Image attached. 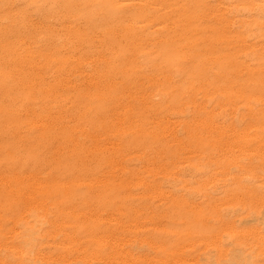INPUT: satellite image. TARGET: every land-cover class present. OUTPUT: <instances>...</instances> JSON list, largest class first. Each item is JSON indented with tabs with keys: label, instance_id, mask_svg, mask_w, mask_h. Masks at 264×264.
<instances>
[{
	"label": "bare ground",
	"instance_id": "bare-ground-1",
	"mask_svg": "<svg viewBox=\"0 0 264 264\" xmlns=\"http://www.w3.org/2000/svg\"><path fill=\"white\" fill-rule=\"evenodd\" d=\"M262 191L264 0H0V264H264Z\"/></svg>",
	"mask_w": 264,
	"mask_h": 264
},
{
	"label": "rangeland",
	"instance_id": "rangeland-1",
	"mask_svg": "<svg viewBox=\"0 0 264 264\" xmlns=\"http://www.w3.org/2000/svg\"><path fill=\"white\" fill-rule=\"evenodd\" d=\"M198 185H200V184H198ZM198 187H200V186H198ZM261 193L264 194V191H262ZM261 193H260V195H262Z\"/></svg>",
	"mask_w": 264,
	"mask_h": 264
}]
</instances>
